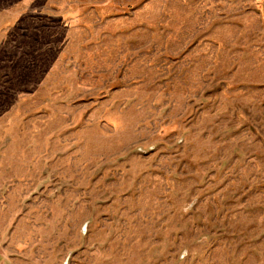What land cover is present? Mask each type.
Returning a JSON list of instances; mask_svg holds the SVG:
<instances>
[{
    "label": "rangeland",
    "instance_id": "rangeland-1",
    "mask_svg": "<svg viewBox=\"0 0 264 264\" xmlns=\"http://www.w3.org/2000/svg\"><path fill=\"white\" fill-rule=\"evenodd\" d=\"M0 264H264V0H0Z\"/></svg>",
    "mask_w": 264,
    "mask_h": 264
}]
</instances>
